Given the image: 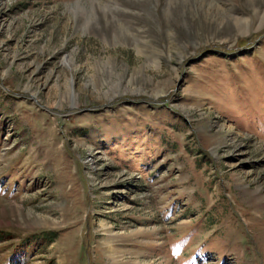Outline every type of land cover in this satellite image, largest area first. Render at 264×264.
<instances>
[{"label":"rangeland","instance_id":"obj_1","mask_svg":"<svg viewBox=\"0 0 264 264\" xmlns=\"http://www.w3.org/2000/svg\"><path fill=\"white\" fill-rule=\"evenodd\" d=\"M0 264H264V0H0Z\"/></svg>","mask_w":264,"mask_h":264},{"label":"trees","instance_id":"obj_2","mask_svg":"<svg viewBox=\"0 0 264 264\" xmlns=\"http://www.w3.org/2000/svg\"><path fill=\"white\" fill-rule=\"evenodd\" d=\"M54 233H51L49 235H45L46 241L51 242L54 239Z\"/></svg>","mask_w":264,"mask_h":264}]
</instances>
